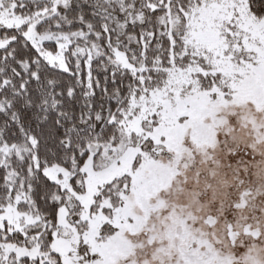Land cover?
I'll list each match as a JSON object with an SVG mask.
<instances>
[{
    "label": "snow or ice",
    "instance_id": "1",
    "mask_svg": "<svg viewBox=\"0 0 264 264\" xmlns=\"http://www.w3.org/2000/svg\"><path fill=\"white\" fill-rule=\"evenodd\" d=\"M0 264H264V0H0Z\"/></svg>",
    "mask_w": 264,
    "mask_h": 264
}]
</instances>
